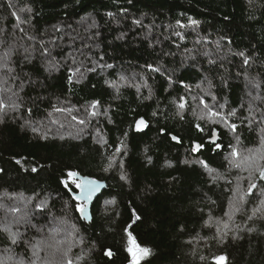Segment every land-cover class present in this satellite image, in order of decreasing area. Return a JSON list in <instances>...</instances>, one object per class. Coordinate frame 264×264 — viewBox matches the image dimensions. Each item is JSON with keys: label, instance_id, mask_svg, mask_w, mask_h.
Wrapping results in <instances>:
<instances>
[{"label": "trees", "instance_id": "trees-1", "mask_svg": "<svg viewBox=\"0 0 264 264\" xmlns=\"http://www.w3.org/2000/svg\"><path fill=\"white\" fill-rule=\"evenodd\" d=\"M9 51L0 254L29 261L57 219L72 264H133L131 240L137 264H264L257 161L240 179L264 155V0H0ZM87 178L105 188L84 199Z\"/></svg>", "mask_w": 264, "mask_h": 264}, {"label": "rangeland", "instance_id": "rangeland-1", "mask_svg": "<svg viewBox=\"0 0 264 264\" xmlns=\"http://www.w3.org/2000/svg\"><path fill=\"white\" fill-rule=\"evenodd\" d=\"M0 99H2V97H0ZM114 160H115V156L111 159V163H113ZM256 161H257V164L260 166L264 160L262 162L260 160H256ZM251 163L252 161L246 162V167L243 169L242 172H240L241 174L240 177L242 176L240 179L242 181H244L246 179V176L248 175H252V176L255 175L254 173L256 172L257 168H255L254 166L255 164L250 165ZM110 165L111 164L107 166V169L110 168ZM251 172L252 174H250ZM257 179H259V177H257ZM259 180H262V179H259ZM17 200L21 201L20 198H18ZM80 201L83 202L82 199ZM24 203L22 204L24 205L23 207L26 210L29 208V205H28L29 202L27 201ZM25 220L28 221V217L25 218L23 221L19 220L21 221L20 222L21 224L17 223V221H14V220H12L11 222L8 221L6 227L11 229L12 227L10 228V226H13L14 224H16V226L19 224L21 226L30 225L28 224V222H25ZM29 220L31 219L29 218ZM67 225H68L67 221H61V220L58 221L57 219H52V222H50L49 227L52 226L51 228L57 231L54 232V231L46 230L45 232L46 234H45L37 230L36 235L33 237L32 241L29 243L31 247V258L29 259V261L21 257H19L18 259H12L13 257H11V255L10 257H8V256H4L3 254H0V261H6V262L11 261L13 264H16L18 260H24L25 264H29L31 260H36V264H67V260L73 261L74 258L72 257L73 256L72 253H73L74 247L76 246V240H75L76 237L74 236V230L71 229L72 225L69 227ZM68 228H69V231L72 230V232L66 233ZM33 245H35L36 248L39 249L38 256L40 257V259H37V257L33 255V251H34ZM130 248L132 249V251L130 252L132 261H133V253H135L137 258L139 259L141 257V252L139 251V248L136 246L133 240L130 241L129 249ZM65 252L67 253V257H65L64 255ZM217 257H221V255ZM216 258H215V261H216Z\"/></svg>", "mask_w": 264, "mask_h": 264}, {"label": "snow or ice", "instance_id": "snow-or-ice-1", "mask_svg": "<svg viewBox=\"0 0 264 264\" xmlns=\"http://www.w3.org/2000/svg\"><path fill=\"white\" fill-rule=\"evenodd\" d=\"M22 11H23V9H22ZM14 15H15V13H14ZM191 23L196 24L197 21L192 20ZM241 55H243V53H241ZM10 57H11V52H10V51H9V52H5L4 55H3V57H0V68H6L9 72L12 71L10 68L7 67V64H8V61L10 60ZM245 63H247V60H245ZM109 67H110V66H109ZM4 90L7 91V89H4ZM10 106H11V107H16L17 105H15V103H13V104L10 105ZM183 106H184L183 104L180 105V107H183ZM4 107H5L4 103H3V102H0V110H3ZM138 124H143V121H139ZM234 127H235V126H233V128H234ZM232 155H233L234 157L238 155V153H237V151H236L235 148H234L233 151H232ZM256 159H264V155H261V156H259V157H257V158H254V157H247V158H245V162L252 161V163L255 164ZM236 166H237V167H240V164H237ZM256 167L259 168V177H260L261 179H264V167H260L258 164H256ZM69 175L74 177L76 174H75V173H69ZM122 178H123V177H122ZM73 182L75 183V181H73ZM76 186H77V188H80V189L83 190L82 193H81V196H82L84 199H89V198H90V194H91V192L95 190V182H94V181H90V180H84V181L78 183ZM255 187H256L255 183H251V184L249 185V188H248V193H251L252 189L255 188ZM79 198H80V197H77V199H79ZM243 199H244V196H240V200L243 201ZM261 204H264V201H261ZM38 207H40V206H38ZM257 210H259V209H257ZM10 211H12V212H16V211H18V209H16V208H12V209H10ZM78 211L84 213V212H85V207H84V205H79V206H78ZM22 219H24V218H22ZM20 222H21V221H17V223H20ZM25 222H28V221L25 220ZM31 226H32V227H35V225H31ZM224 227L227 228L228 225H227V224H224ZM3 231L6 232V233L8 234L9 239L11 240V242H12L13 244H16V243L18 242V241H17V237L19 236V233H12V232L10 231V229L7 228V227H5V228L3 229ZM53 231L55 232V231H57V230L54 229ZM33 248H34L33 255L36 256L37 259H40V257L38 256V251H39V249H37L35 245H33ZM129 251L131 252L132 249L130 248ZM139 251H140L141 253L145 254V255L148 253V250H147V249H139ZM110 254H111L110 252H109V253H106V255H110ZM64 255H65V257H67V253H66V252L64 253ZM137 259H138V258H137V256H136V254L133 253V264H137ZM225 259H226V258L223 257V256H221V257H217V258H216L217 264H224ZM16 264H25V262H24V260H18V261L16 262ZM29 264H36V260H31V261L29 262ZM67 264H72V261H71V260H67Z\"/></svg>", "mask_w": 264, "mask_h": 264}, {"label": "water", "instance_id": "water-1", "mask_svg": "<svg viewBox=\"0 0 264 264\" xmlns=\"http://www.w3.org/2000/svg\"><path fill=\"white\" fill-rule=\"evenodd\" d=\"M216 134H217V131L216 130H213L212 131V136H211V138L208 139V141L209 142H215L216 141V138H217V135ZM259 179H261V178L259 177ZM259 179H257L255 181V185L256 186H257V183H258ZM84 180H90V181H94L95 182V190L91 192L92 194H98V192H100L102 189L105 188L104 182L97 181V180H92V179H89V178L84 179ZM262 180H264V179H262Z\"/></svg>", "mask_w": 264, "mask_h": 264}]
</instances>
